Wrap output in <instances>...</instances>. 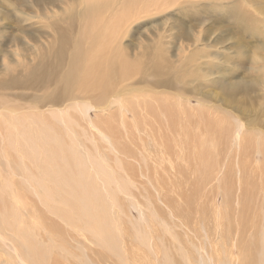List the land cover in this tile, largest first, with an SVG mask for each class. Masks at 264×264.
I'll return each mask as SVG.
<instances>
[{
	"label": "rangeland",
	"instance_id": "374dc122",
	"mask_svg": "<svg viewBox=\"0 0 264 264\" xmlns=\"http://www.w3.org/2000/svg\"><path fill=\"white\" fill-rule=\"evenodd\" d=\"M14 1L22 3L25 0ZM75 1L55 0L52 5L61 16L64 14V21L59 23L64 29L71 30L72 36L80 30L89 29L90 32L92 27L95 28L91 24L92 16L83 12L89 0H82V6L79 0V5ZM126 1L114 0L112 11L110 8L100 10L105 21L108 19L105 15L110 13L115 16L113 18L123 21H120L123 29L119 32L117 45L121 46L118 48L130 61L131 68L128 78L119 86L123 109L115 106L101 114L95 110L89 112L94 125L98 124L101 131L111 136L114 145L102 141L97 132L94 136L85 120L80 126L73 123L71 131L69 128L67 131V126L53 117L48 118L51 114L30 116L33 114L24 112L29 113L27 109L15 113L23 120H35L38 127L35 132H40L42 125L47 126L46 122H52L51 128H55L52 132L58 136L53 137L58 141L51 142L45 134L35 141L39 144L49 142L56 156L74 144L78 152L76 156L83 159L84 167L79 162L76 164V157L68 153L70 160L55 157L57 163L54 162L53 166L62 172L56 175L62 180V185H66L60 176L74 174L80 179L86 174L83 177L85 184L91 181L89 190L94 186L91 191H99L102 207L106 209L103 221L114 222L119 227L122 237L118 244L125 247L122 252L132 263L191 264L186 263L191 258L193 264H200V257L207 253L230 256L233 264L239 263V258L244 256L255 260L263 258L264 70L257 68L260 64L264 67V0H246L247 4L244 0H164L162 3V0L157 3V0H142L144 6L141 0ZM212 2L220 7L207 9ZM65 6L70 9L66 14ZM114 6H117L116 10L112 8ZM10 14L15 15L12 10L4 8L0 0V16L8 17L9 22L13 20V23L5 21V24L8 22L3 30L5 36L12 33L11 24H16V19L10 18ZM69 14L72 15L68 19ZM109 19L105 23L110 24ZM44 22L45 19L31 21L36 27ZM95 26L101 29L98 24ZM212 60L215 66L208 63ZM154 71H158V75ZM230 87L238 88L229 93ZM13 94L26 99L41 93L31 89H0L1 105L7 103L10 108L16 104ZM25 101L21 100L20 105ZM77 118L80 119L79 116ZM38 119L49 121L38 126ZM3 124L0 128V235L7 239V244L20 245L17 248L22 252H30V260L39 256L40 261L45 256V264H65V261L66 264H115L117 259L114 257L115 262L101 260L104 252L95 240L86 243L70 223H64L53 215L52 208L62 204L47 199L43 192L45 189L38 184H46L50 191H80V186H62L57 190L50 182H58L54 179L56 176L51 163L39 160L34 164L30 157H27L31 159L30 163L22 160L25 148H12V142L10 146L11 140L7 141ZM66 131L70 134L67 135ZM72 131L77 132L80 139L70 138ZM35 132L34 135L39 133ZM18 150L19 156L15 152ZM72 158L76 165L73 163L69 167L75 166V173L73 169L69 174L67 168ZM87 173L96 176L89 174L91 180ZM33 184L37 185L36 191L39 188V194L34 192ZM12 194L20 204L14 202ZM22 239L30 241L27 248ZM63 247L71 255L73 253L74 257L71 256V261L69 257V262L63 256L68 255ZM120 262L123 263L122 258Z\"/></svg>",
	"mask_w": 264,
	"mask_h": 264
},
{
	"label": "bare ground",
	"instance_id": "6f19581e",
	"mask_svg": "<svg viewBox=\"0 0 264 264\" xmlns=\"http://www.w3.org/2000/svg\"><path fill=\"white\" fill-rule=\"evenodd\" d=\"M1 1L4 3V8H6L8 10H12V12L17 17L15 15L10 14V16H11L10 18L16 19V24L15 25L11 24L12 33L9 36H7V35L5 36L4 35L5 33H3V30L5 29L6 24L9 22V18L0 16V63H1V65H0L1 66L0 67V89H19L20 91L21 90L22 91H28L29 89H31V90H37L38 93H41L40 95L38 94V95L27 96L26 99L21 97V96H16L13 94L14 102H17V103L13 104L10 108H9L10 105H8L7 103H3V105H1V103H0V109H1L0 110V128L2 127L1 124L4 123L5 125L3 124V126H5L7 128V129L5 128V130L8 133V134L6 133V135H7L6 137H8L7 138L8 140L7 139L6 140L7 141L11 140L10 143L9 142L8 143L11 146V142H12V146H11L12 148H14V146L17 148L18 147H20V148L24 147L25 148V151H24L25 153L22 152L23 155H21V156H24V154H25L24 157H26V158L24 159V157H23L22 160H28L27 157H30L32 159V160L30 159L31 163H34V161H39V160L41 161V163L42 162H45L47 164L51 163L52 172H54V174H55L54 176H56L54 179L57 180L58 182L56 181L57 183H53L52 180L50 182L54 186H56L57 190L62 186L63 187H65V186L66 187H72V185H74V184H76L77 186H80V191H72V190L71 191H59V190L58 191H50L51 189L49 190L47 188L46 184H43L42 182L40 184H38L40 188L45 189V191H43V192L45 193L47 199L53 200V201H58L62 204V205L60 204L61 206H58V204H57V206L53 207L54 204L52 203V207H53L52 211L54 212L53 215H57L58 216L57 218L61 219L62 222H64V223H66V222L70 223L72 225L71 227H73V229L75 231H77L78 235L81 236L85 242L86 241L91 242L92 240H95L97 245L100 246L104 252L103 256H101V260L110 262V260L114 261L113 260V257H114L117 259V260L116 259L115 260L117 262H119L120 264H121V262H120L121 258L123 261L122 264H134V263H132V261L130 259L128 260V258L123 254L122 249H125V247L124 246L120 247L118 244V240L122 237L119 234V227L114 222H110L107 220L103 221V220H105L106 215L104 213H105L106 209L104 207H102L103 201L101 200L102 198L99 195V191H91L94 186L89 190V188L92 186V185H90V184H92V183H90L91 181L88 184H85V182H84L85 180H83V177L86 174H84L82 178L80 177V179H77V177H74L73 176L74 174H71L68 177H67V175L66 176L65 175L60 176L61 178L63 177V179H64L63 184L65 183L66 185H62V183H61L62 180L59 177H57L56 173L57 172L62 173V172L56 171L55 167L53 166V164H55L54 162L57 163L55 157L64 161V160H70V159H68V157L73 156V158L76 157L75 158L76 164H78L77 162H79V164L82 166L85 164L83 159H78V157L76 156V153H78V152L76 149H74V144L72 143L71 145H68V148H67L68 150H67V149H65L63 143H61L63 145L62 148H64L65 150L59 151V156H56L55 152L52 151L51 144H49V142H48V144L45 142L39 144L35 141L40 137L43 138L45 135H46L47 139L50 140L51 142L53 140L56 141V139H57L56 137H58V136L55 135L57 133L54 132L55 134H53V132H52V131H55L54 126H53V129L51 128L52 122L47 119L49 122H46L47 126H45L42 124L47 120L42 121V120L38 119L40 121V125L38 124V126L42 125L43 128L41 127L40 132L38 130L37 132H39V133L37 135H34L35 130H37L36 129V127H37L36 123L34 122L35 120L34 121H28L29 120L28 118H26V120L25 119L23 120L22 117L20 118L19 115L17 113H15L17 110H19V111L23 110L24 111L27 109V110H29V113L26 111H24V112L27 114L32 113L33 115H30V116H34L35 113H38L41 116H43L45 114H47V115L51 114V116H49V117L47 116V117L50 119L53 117L58 122L67 126V131H68V128L71 131L70 125H71V127L74 126V124L80 126L81 123L83 122V120H85L87 123V127H89L91 133L95 134L94 132H97L98 136L101 137L102 141L107 142L109 145H114L112 143L113 140H111V136H109L105 131H101L100 128L97 126L98 124L94 125V122L89 118L90 117L89 112L91 110L99 111V113L101 114V113L106 112L107 109L115 107V106L119 107L121 110L123 109L122 108L123 103L121 104V100H119V98L121 97L120 95L122 94L121 90L119 89V86L121 84V81L128 78V75L131 72V68L129 67L130 61L124 57L125 55L122 54L123 53V52H121L122 50L120 51L121 48H118L121 46L117 45V40L119 41V39H120L119 38L120 37L119 32H121L123 29V25H122V23H120L121 20L119 21V20H117V18H113L115 16L112 17L111 13H110V14L105 15L106 19L107 18L109 19L110 17L112 18L111 20L109 19L111 21V23L107 24L105 22L108 21V19L105 21L104 17H103V12L100 11L104 8H110V10H111V5H112L114 0H89L88 3L85 4L86 7L84 6L85 7L84 11L83 10L82 11L85 12L86 14H88V16H90V17L92 16L93 19H92L91 24L95 28H93V27H92V29L90 28L91 29L90 32H89V29L85 30V31L80 30L76 36H72L73 35V34H71L72 31L68 30V29H64L63 26L59 23L60 20L64 21L63 17H62L64 14L61 16V14H59V12L56 11V7L52 6V5H54L53 3L55 0H50L49 2H46V0L45 1H43V0H25L22 3H19V2L17 3L14 0H1ZM84 1L85 0H83V2ZM152 1H155V0H152ZM163 1L164 0H162L160 3H162ZM79 2H80V6H82L81 4H84L82 2V0H79ZM135 2H136V0H135ZM157 2H158V0L156 1V3ZM191 2H193V1H191ZM244 2L246 3V0H244ZM75 3H77V5H79L78 0H77V2L75 1ZM160 3H158L157 5L159 6ZM181 3H182V1H181ZM247 3H248V1H247ZM119 4H121V3H119ZM141 4H142V0H141ZM50 5L52 7H50ZM138 5H136V6H138ZM142 5L144 6V3ZM146 5H147V2H146ZM162 5H164V4H162ZM68 6H70V5L68 4ZM190 6L193 7L192 4ZM41 7H42V9H41ZM116 7L114 6L112 8L114 10H116L115 9ZM146 7H148V5ZM153 7H155V6H153ZM219 7H220L219 4L212 2L206 8L207 9L208 8L215 9V8H219ZM66 8L67 7L65 6V8H64L65 11L63 9L65 14H66V12L68 13L70 10V9H68V8L66 9ZM78 8H79V6H78ZM141 8H143V7H141ZM141 8H139V9H141ZM151 8H152V6H151ZM249 8H250V6H249ZM81 9H83V8H81ZM64 12H62V13H64ZM136 12H138V10ZM80 14H78V15H80ZM70 15H72V14L67 15V18H68V16L70 17ZM109 15H110V17H109ZM83 17H84V15H83ZM247 17L248 16H244V18H247ZM133 18H134V16H133ZM244 18H243V20H244ZM38 19L39 20L45 19L46 22L39 23L41 25L40 26L37 25V27H36L35 25H33L31 23V21H35ZM101 19H103V21H100ZM119 19H121V18H119ZM130 19H132V17H130ZM17 20H19V21H17ZM5 21H8V22L5 24ZM81 21L83 23V20H81ZM245 21H247V20H245ZM121 22H123V21H121ZM9 23H13V20L10 21ZM86 23H88V22H86ZM97 24L99 25V27H101V29H98V26H95ZM178 25H179V23H178ZM248 26H249V24H248ZM246 27H247V25H246ZM189 29H191V27ZM42 37L45 39L42 40ZM122 55H124V56H122ZM179 56H181V55H179ZM10 58H11V60H10ZM258 59L261 60L260 58H258ZM208 63H210V65H214V66L216 65L213 62V60H212V62H208ZM257 63H259V62H257ZM256 65H258V64H256ZM209 68H211V67H209ZM211 69H213V68H211ZM257 69L264 70V67L261 66V64H260V68H257ZM154 72L156 74L158 73V71H154ZM200 75H202V74H200ZM198 76H196L195 78H197ZM200 78H202V77L200 76ZM237 88L238 87L228 88L229 93L236 91ZM21 100L22 101L26 100L25 101L26 103L23 102L26 105L23 103H22L23 105H20ZM43 109H45V110L43 111ZM108 112H109V110H108ZM21 113H23V112H21ZM14 114H16V115H14ZM24 116H23V118H24ZM36 116L38 117V115H36ZM36 116H35V118H36ZM77 116H79L80 119L77 118ZM16 117H18L19 119H22L23 121H21V120L16 121V119H18ZM27 117H29V115H27ZM44 117H42V118L44 119ZM13 120L15 121L14 123L12 122ZM31 120H33V119H31ZM199 120L200 119H198V121ZM36 122H38V121H36ZM37 132H35V133H37ZM68 133L69 132H67V135L70 134V133L69 134ZM76 133H75V131H72V135H71V137L70 136L69 137L72 138L73 140L80 139V138H78V135H76ZM43 134H45V135H43ZM2 135H3V133H2ZM54 135L56 136L55 138L53 137ZM87 136H89V135H87ZM94 136H96V134ZM0 137H2V136H0ZM59 138H61V136H59ZM205 139H204V141L207 140V139L206 140ZM65 140H66V137H65ZM60 142H62V141H60ZM70 143H71V141H70ZM203 143H205V142H203ZM6 146H7V144H6ZM60 146L61 145H59V147L57 148L58 150H59ZM78 146H79V144H78ZM81 147H83V146L81 145ZM204 148H201V149L203 150ZM114 150H116V148ZM20 151H23V150L21 149ZM79 151H81V150H79ZM15 152L17 153V152H19V150L15 151ZM71 152H73V153H71ZM68 153H70L69 154L70 156H68ZM19 155H20V153H19ZM19 155L17 153V156H19ZM83 155H85V154H83ZM18 158H20V157H18ZM77 159L79 161H77ZM30 160H28V162ZM70 162H69L70 164H68V167L71 164L72 165L75 164L74 159ZM59 165H60V163H59ZM64 165L62 166L63 168H65ZM25 166H26V164L23 165L24 168H25ZM91 166L93 167V164ZM74 167L71 166L72 169L70 167L67 168V171L69 170L68 171L69 174L73 172L72 170L74 169ZM86 167L88 168V165ZM253 167H254V165H253ZM21 168H22V165H21ZM24 168H22V169H24ZM77 168H80V167H77ZM77 168H76V171H78ZM93 168H92V170H93ZM30 169H31V167H30ZM96 170L97 169H95L94 171H96ZM62 171H64V170H62ZM84 171H86V170L84 169ZM74 173H75V169H74ZM94 173H97V172H94ZM94 173H91V174L87 173V174L94 176ZM52 175H53V173H52ZM90 175H89V177H91ZM97 175L100 178V176H99L100 174H97ZM91 180H93L92 177H91ZM39 181H36V182L39 183ZM48 182H46V183H48ZM86 185L89 187H86ZM36 186H35V184H33L32 188H34L35 193L39 194V188H38V191H36V188H35ZM103 186L107 187L105 185H103ZM5 189H6V187H5ZM34 192L32 190V194H34ZM8 193H10V192H8ZM14 194H15V192H14ZM101 194H102V192H101ZM38 196H37V198L39 199ZM13 197L15 198L14 195H13ZM10 198H12V196ZM14 200H15L14 202H16V203L19 202V199L17 197ZM78 202H79V204H78ZM46 203H47V201H46ZM18 204H20V202ZM48 204L49 203H47V205ZM75 204H77V207H75ZM15 205H14V207H15ZM17 208H18V206H17ZM19 209H20V207H19ZM49 211H51V209ZM52 211L50 214H52ZM24 214L25 213H23V216H24ZM13 217L15 218V216H13ZM16 217H18V216H16ZM63 219L65 221H63ZM32 221H34V220H32ZM19 222L21 224V221H19ZM35 222H37V221L35 220ZM11 224H12V222H11ZM36 227H38L37 224H36ZM39 227H41V226H39ZM19 229H21V226ZM26 229L28 230L27 227H26ZM34 229H35V227H34ZM6 230H8V229H6ZM29 230H30V228H29ZM28 233H30V232H28ZM85 235H86V237H85ZM33 236H34V234H33ZM30 237H32L31 233H30ZM30 237L28 236L27 238L30 239ZM1 238L2 239L0 240V243H1L0 245H2L3 248H0V264H3V262H4V264H45L43 262L46 259L45 256L43 257L44 260L41 259L40 261H38L40 258L39 256H38L39 258L38 257L32 258V260H30V258H29L30 252L28 254H26L25 253L26 251L22 252L23 250H20L19 248H17L18 246H20V245H18L20 243L17 244L15 242L18 245L16 247L13 244L12 245L7 244V239L5 237L1 236ZM39 239H41V238H39ZM262 239H263V236H262ZM33 240H35V239H33ZM22 241H23L24 247L28 246V243L30 242L26 239H22ZM12 243H14V242H12ZM34 243H36V242H34ZM45 247H47V246H45ZM21 248H23V247H21ZM33 249H35V247ZM62 249H63V251L64 250L68 251L66 247H63ZM67 253H68V255H63V256L69 262V260H68L69 257H70V261H71L72 257H74V256H72L73 253L71 255L69 253V251ZM37 255L38 254H36V256ZM41 255L43 256V252L41 253ZM46 255H47V253H46ZM33 256H35V254H33ZM118 257H119V259H118ZM246 257L245 256L241 257L242 259L239 258L242 261V262L240 261L241 264H264V257L260 258V259L258 258V260H255L256 258L253 259L252 257H251L252 258L251 259V258H249L250 256L249 257L246 256ZM65 258H64V260H65ZM248 258L250 260H248ZM157 259H158V257H157ZM189 259L190 260H188L186 263L189 262V263L193 264V261H192L193 259H191V258H189ZM232 259H233L232 257L227 256V255L225 257H223V256H220L218 254L207 253L205 256H201L199 260H200V264H233ZM77 260L80 261L81 259L77 258ZM45 261L47 262V260H45ZM58 262H59V260H58ZM117 262H115V264H117ZM240 262L235 263V264H240ZM65 264H66V261H65ZM135 264H137V263H135Z\"/></svg>",
	"mask_w": 264,
	"mask_h": 264
}]
</instances>
